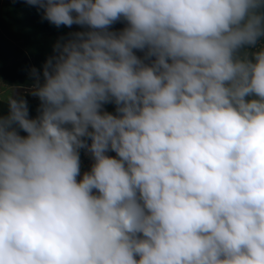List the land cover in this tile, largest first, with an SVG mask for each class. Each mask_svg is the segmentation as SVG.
I'll return each mask as SVG.
<instances>
[{
  "label": "clouds",
  "instance_id": "9594fccd",
  "mask_svg": "<svg viewBox=\"0 0 264 264\" xmlns=\"http://www.w3.org/2000/svg\"><path fill=\"white\" fill-rule=\"evenodd\" d=\"M26 3L87 30L0 83V264H264V0Z\"/></svg>",
  "mask_w": 264,
  "mask_h": 264
},
{
  "label": "rangeland",
  "instance_id": "374dc122",
  "mask_svg": "<svg viewBox=\"0 0 264 264\" xmlns=\"http://www.w3.org/2000/svg\"><path fill=\"white\" fill-rule=\"evenodd\" d=\"M43 9L30 6L26 0H0V83L14 89L12 94L23 95L28 102L29 117L36 118L39 115L41 101L32 96L30 89L33 79L31 69L35 67L43 80V66L47 59L53 55L54 46L58 40L67 39L69 33L84 31L86 28L73 25L71 28L60 26L57 28L45 19H42ZM127 26L123 19L115 22L110 31L120 32ZM264 45V41H261ZM257 49H250L249 52ZM140 58L145 57V52L134 50ZM148 62V61H146ZM7 92V88L4 89ZM104 109L116 114V105L108 103ZM9 107L7 100L0 97V116H7ZM19 134L27 133L18 129ZM91 141L89 140V143ZM108 155L115 157L116 153L110 151ZM81 174L77 178L82 179L83 174L91 170L94 160L86 149L80 150Z\"/></svg>",
  "mask_w": 264,
  "mask_h": 264
}]
</instances>
